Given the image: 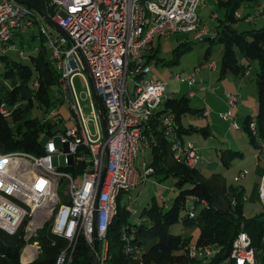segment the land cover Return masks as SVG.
<instances>
[{
  "label": "built area",
  "instance_id": "2783aa9c",
  "mask_svg": "<svg viewBox=\"0 0 264 264\" xmlns=\"http://www.w3.org/2000/svg\"><path fill=\"white\" fill-rule=\"evenodd\" d=\"M50 5L53 14L35 7H23L15 0H0V42L2 51L14 49V39L37 26L39 36L45 41L53 69L59 74L58 88L68 103L71 127L45 138L44 154L35 156L25 152L0 151V230L8 235L22 234L26 245L24 261L29 264L39 254L38 232L49 224L47 232L67 242L56 264H69L71 254L80 237L94 251V235L98 239L96 264H107V230L117 214V200L136 186L143 185L153 174V168L142 163V173L134 162L140 153L150 148L154 138L144 129L159 111L160 106L172 99L167 91L169 82L194 86L195 68L186 77L174 75L167 81L149 80L144 77L148 68L142 56L149 51L156 37L168 39L177 33L193 34L195 41H203L209 35L202 27L197 15L201 0H42ZM33 5V4H32ZM46 14L63 35L43 17ZM262 14V8L257 11ZM236 19H243L234 13ZM253 18L247 16L246 22ZM215 36V35H214ZM214 38V37H213ZM18 51L19 57H28ZM82 65L88 72L93 94L80 72ZM207 68L216 70L215 63ZM81 76L85 82L89 100L88 121L92 122L96 134L85 127L86 118L79 105L73 77ZM246 70L244 76H248ZM132 79V92L128 89V78ZM35 87L37 84L34 85ZM98 95L106 122L107 139L100 134V116L94 100ZM193 96V92L189 93ZM225 110L218 118L228 123L229 129L240 130L233 120V111L238 99L231 93L224 95ZM16 106L0 103V116L12 118ZM44 122L58 125L61 117L56 106L42 113ZM209 112L203 111L202 117ZM163 135L171 141L172 157L190 169L201 163L200 154L190 142L177 138V125L173 115L161 117ZM255 137V159L264 160V141L257 137L256 120L249 123ZM59 141V146L55 143ZM80 148L87 150V154ZM53 156L64 157V168L71 171L58 172L53 168ZM79 170L77 166L84 164ZM104 172V176L102 174ZM248 175L242 170L234 181L240 182ZM65 184L59 198L60 184ZM258 195L264 205V174ZM122 199V198H121ZM245 200V197L243 198ZM188 201L194 202L190 198ZM201 206H206L201 201ZM130 214V208L125 207ZM133 214V212H132ZM195 210L191 204L188 215L193 218ZM145 222L140 218L134 225L121 228L120 237L124 254L142 264L143 251L135 243L136 229ZM70 251V252H69ZM26 252V254H25ZM212 247L192 246L189 259H209L217 254ZM229 258L234 264H256L251 240L240 232L231 245Z\"/></svg>",
  "mask_w": 264,
  "mask_h": 264
},
{
  "label": "trees",
  "instance_id": "16d2710c",
  "mask_svg": "<svg viewBox=\"0 0 264 264\" xmlns=\"http://www.w3.org/2000/svg\"><path fill=\"white\" fill-rule=\"evenodd\" d=\"M246 1L250 0L219 1V4L227 9L226 20L224 23L220 22L214 38H211L210 41L224 43L225 46L219 77L224 76L225 73L244 76L247 67L238 63L234 54L235 46L238 47L245 59L259 61L260 72L256 81H258L261 101L264 90V22L260 29H251L241 33L232 27V22L236 19L234 17L235 10L242 2ZM33 5L40 10L47 11L42 0H37ZM47 13L51 16L48 11ZM262 14L264 16V11ZM38 37L39 45L35 47L37 51L29 54V63H11L5 57H0L7 68L2 78L11 80L9 88L0 87L2 91L5 90L4 100L0 99V103L5 101L11 107L20 104L13 111L10 122L0 116V151L3 153L25 152L41 156L44 154L46 139H40V135L45 134L46 137H49L58 131L53 132L56 124L44 122L42 113L48 112L55 106L57 99L54 93H60L59 74L52 67L44 39ZM34 40L35 38H33ZM19 42L22 44L24 37L19 38ZM188 49H191L190 43L180 44L174 53L178 56ZM156 58V53L151 55L145 53L142 56L146 66L150 59L156 60ZM35 84H37L36 87ZM1 96L2 93H0V98ZM188 98L186 96L166 100L162 104V109L155 113L144 129L146 135L154 137V142L150 145L151 160L148 164L154 170L152 176L158 183L172 180L178 193L167 212H163L155 198H153L154 201L151 202L150 207L142 210L140 218H144L145 222L136 229L135 236V243L143 251L142 264H197L200 261L188 258L187 253L190 248L188 240L181 235L169 233V228L180 220L186 226L196 225L198 227L199 233L194 246L212 247L218 251L215 256L210 258L209 262L201 264H234L229 255L232 242L240 232H245L249 236L256 264H264V206L261 213L253 218H245L242 215V199L245 196V190L227 187L223 177L219 174H212L210 177L204 178L197 168L190 169L182 163L176 162L172 157L170 139L163 135L162 130H159L161 117L171 114L177 125L178 140L182 141L183 135L189 134L191 130H186L180 120L182 115L192 111L188 104ZM33 110H38L39 114L35 115ZM263 115L258 116L260 120L256 118V129L257 137L264 141ZM251 119H253L252 116L245 117L243 131L247 133L251 145L255 148L256 140L249 130ZM80 150L87 154V150L84 148H80ZM224 151L227 155L224 154ZM224 151L221 150L219 154L226 165L229 164V160H225L223 156L231 157L239 154L229 149ZM84 166L85 163L77 166V169L81 170ZM72 168L69 167L66 170L71 171ZM190 198L195 199L192 206L194 210L199 207V211L194 214L193 218H190L189 210L185 209L187 213L181 217V212ZM121 201L122 199L119 197L117 214L107 230L106 261L107 264H139L124 254L120 230L124 226L134 224L130 222V214ZM201 201H205L206 206H201ZM37 241L40 247L39 254L29 264H56L61 251L67 247V242L64 239L50 235L47 228L38 232ZM25 245L26 242L21 233L8 235L0 230V264H21L20 255ZM92 260V251L84 238L80 237L71 254L69 264H91Z\"/></svg>",
  "mask_w": 264,
  "mask_h": 264
},
{
  "label": "rangeland",
  "instance_id": "374dc122",
  "mask_svg": "<svg viewBox=\"0 0 264 264\" xmlns=\"http://www.w3.org/2000/svg\"><path fill=\"white\" fill-rule=\"evenodd\" d=\"M23 1L33 4L37 0ZM202 1H205L204 4H207L205 15L202 18V27L208 31L209 35L200 42L193 39V34L185 33L173 34L168 39L156 37L152 43V52L150 53L149 50L145 53L146 55L156 53L157 61L155 59H150L149 63L147 64L148 72L144 74V77L149 80H159L165 82L174 75L178 74L186 77L192 73L195 68L200 69V74H196L198 83H195L194 87L191 88L195 97L188 98V104L192 111L182 115L180 119L185 129L191 130L189 134H185L183 136V140L184 142L192 143L199 151L201 163L199 164L198 169L204 178H208L212 174H219L223 177L227 187H232L238 190L241 188L245 189V200L242 199V215L245 218H253L257 214L261 213L264 206L258 195V188H260L261 179L259 181H254V179H257V177L251 174L247 175V177L240 182H235L234 178L238 175L240 170L242 171L244 169H249L251 171L252 167L255 166L256 163H259L255 159V151L252 150V145L249 141L247 133H245L242 129H229L228 123L218 118V114L221 112H218L219 110H217V101L223 98L226 93L236 95L238 102H240L237 105V109L233 111V120L240 127L242 126L243 118L247 115L260 120L258 116L260 114H264V90L262 100L260 101L258 81H256L258 78V73L260 72L259 61L257 59H245L240 53L238 47L235 46L234 54L236 59L238 63L247 67L250 77L246 78L245 76H237L228 73H225L224 76L219 77L221 70V59L225 46L224 43L210 41V39L216 34L218 30L217 27L219 26L220 22L224 23L226 20L225 17L227 14V9L221 6L219 1L226 2L227 0ZM21 5L28 8L26 5ZM259 8H262L264 11V0H250L242 2L235 10V13L243 19H235V21L232 22V27L239 33L251 29H260L263 26L264 16L263 14L257 13ZM46 9L51 15L53 14V9L50 7V5H47ZM211 15H216L219 20L211 19ZM247 16L253 18L251 23H247L244 20V18ZM38 36V29L37 26H35L27 30L24 35L19 37H24V42L22 44L18 39L14 40V49H5L2 51L3 44L0 42V57H5L8 62L11 63H29L28 57H19L17 52L22 51L27 56L28 53L35 49V47H38ZM33 38H35L34 41ZM184 43H190L191 49L182 52L178 56L175 55L174 50L180 44ZM206 52H208L207 55H205ZM208 63H215L216 70H209L207 68ZM5 66L6 65L3 63V61L0 60V87L3 86L5 88H9L11 86V80H4L2 78L3 73L7 70ZM80 67V72L77 73H80L84 77L91 94H93L88 72L82 65H80ZM202 77L203 82L200 80ZM174 84L175 86L177 85V83ZM173 86L174 85H171L169 88H172ZM73 87L79 105L82 107L86 118V123L84 122V125L88 128L89 132L94 135L96 134L95 127L92 122L88 121L89 100L87 89L81 76L76 75L73 77ZM132 88L133 82L129 77L128 89L130 92H132ZM176 88L178 89L177 93H174L173 95L170 93L171 97L173 96L174 99L186 97L188 91H190L186 84H179L176 86ZM205 88H207V90H204ZM1 89L2 88H0V93H2V96L0 99L4 100L5 90L3 89L2 91ZM54 96L57 99L55 106L58 108L61 122L54 126L53 132L58 130L55 132L58 133L59 131H62L64 127L72 126V123L69 121L71 112L64 96L57 92L54 93ZM19 105L20 104H16V108H18ZM206 105V109H208V112L211 114V118L209 119H206V117H202L201 115L197 116L200 112L194 111L196 109H201ZM33 113L38 115L39 111L33 110ZM6 121L10 122L11 118L6 119ZM99 128L100 134L103 136L100 121ZM206 128L208 132L206 131ZM55 143L60 147L58 140H56ZM228 148L232 152H237L239 154L231 157L223 156L225 160H229V164L226 165L221 160L219 153H221V150ZM143 152L144 151L140 153L138 159L134 162V165L140 174L143 171L141 167L142 163L146 164L149 161V150L147 149L145 153ZM224 154L227 155L226 151H224ZM52 165L54 169L58 170V172H67V170L64 168L63 156H53ZM64 186L65 184L62 182L58 192L60 200L63 199L62 189ZM255 188H257V191L254 190ZM177 193L178 190L174 187L172 180H166L163 183H158L155 181L154 177L151 176L143 185L136 186L128 193H123L121 197V204L130 208L129 220L131 223H136L140 219L142 210L144 208L150 207L151 202L154 201L153 198L156 199L163 212H167L171 207ZM191 204V201H187L184 210L181 212V217L187 213L186 211L189 210ZM198 211L199 207L195 210V213H198ZM48 225V223L45 224L44 228H47ZM169 233L172 235H181L183 238L189 241V246L192 247L194 246L195 240L197 239L199 229L196 225L186 226L180 220L169 228ZM25 256L23 254L20 255L21 264L22 261H24ZM199 260L200 261L197 264L209 262L210 258Z\"/></svg>",
  "mask_w": 264,
  "mask_h": 264
},
{
  "label": "crops",
  "instance_id": "0c3cea01",
  "mask_svg": "<svg viewBox=\"0 0 264 264\" xmlns=\"http://www.w3.org/2000/svg\"><path fill=\"white\" fill-rule=\"evenodd\" d=\"M204 2L205 1H200V3H199V5H198V18H199V20H200V22H201V25L203 24V22H202V18H203V16L205 15V10L207 9V4H204ZM211 17V19H213V20H219L217 17H216V15H211L210 16ZM247 23H251V22H247ZM16 39H18V38H16ZM15 40V39H14ZM19 40V39H18ZM154 41V40H153ZM153 43V42H152ZM150 52H152V44L150 45ZM199 72H201V71H199ZM191 74V73H190ZM200 74V73H199ZM188 76V75H187ZM246 78H249L250 77V73H249V75L248 76H245ZM195 79H196V83H198L197 82V77H195ZM200 80H201V82H203L202 80H203V77L202 78H200ZM205 80V79H204ZM174 83H176V82H169L168 83V85H167V91H168V93H171L172 95L174 94V93H177V91H178V89L176 88V86H178L180 83H177V85L175 86V84ZM171 85H174L172 88H169V86H171ZM201 85V84H200ZM192 87H194V86H192ZM192 87H190L189 89H190V91H188V94L186 95L187 97H189V98H194L195 96H194V92L192 91ZM204 90H207V88H205ZM212 91V90H211ZM190 92H193V96H189V93ZM236 96V95H235ZM172 99H174L173 98V96H172ZM179 99V98H178ZM210 102V101H209ZM240 102V101H239ZM238 102V103H239ZM206 107H207V105L206 106H203V108H201V109H196L198 112H200L197 116H200L201 115V113L203 112V111H207L208 112V109H206ZM160 109H162V105L160 106ZM159 109V110H160ZM237 109V108H236ZM217 110H219L218 112H223L224 110H225V104H224V97L223 98H221L219 101H217ZM247 116H250V115H247ZM247 116H245V117H247ZM245 117L243 118V120H242V125H243V123H244V120H245ZM209 118H211V114L209 113L208 114V116H206V119H209ZM101 124V123H100ZM183 126V125H182ZM184 127V126H183ZM185 128V127H184ZM63 129H65V127L63 128ZM159 130H161V127H159ZM243 130V129H242ZM206 131H207V128H206ZM208 132V131H207ZM206 132V133H207ZM246 133V132H245ZM184 136V135H183ZM153 137V136H152ZM154 138V137H153ZM249 140H250V138H249ZM182 141H184L183 140V137H182ZM149 150V161H148V163H146L147 165L150 163V160H151V150H150V148H146L145 150H143L144 152L143 153H145V151L146 150ZM229 149V148H228ZM228 149H225V150H228ZM230 150V149H229ZM252 150H254V147L252 146ZM198 151V150H197ZM222 151H224V150H222ZM254 152V151H253ZM198 153H199V151H198ZM200 154V153H199ZM238 155V154H237ZM259 164H257L256 163V165L255 166H253L252 167V170L250 171L249 169H244V170H247L248 171V175L249 174H251V175H253V176H255V177H257V179H254V181L255 180H257V181H259L261 178H262V176H263V174H264V160L263 161H261V163L260 162H258ZM149 166V165H148ZM199 166V165H198ZM198 166L196 167L197 169H198ZM199 170V169H198ZM241 171V170H240ZM239 171V172H240ZM152 176V175H151ZM150 176V177H151ZM154 177V176H153ZM154 179H155V177H154ZM155 181L157 182V180L155 179ZM245 190V189H244ZM254 190H256L257 191V188H255ZM245 197V196H244Z\"/></svg>",
  "mask_w": 264,
  "mask_h": 264
},
{
  "label": "water",
  "instance_id": "95a60500",
  "mask_svg": "<svg viewBox=\"0 0 264 264\" xmlns=\"http://www.w3.org/2000/svg\"><path fill=\"white\" fill-rule=\"evenodd\" d=\"M15 1L18 2V3H20V4L26 5V6L35 7L31 3L26 2V1H23V0H15ZM42 15L45 18V20L51 26H53L60 33H62L63 35H65L64 31L62 29L58 28L56 26V24L53 23L46 14L43 13ZM94 100H95V103H96V106H97V110H98V113H99V116H100V123H101V128H102V131H103V137H104V139H107L106 122H105V118H104L103 108H102V105H101V102H100V99H99L98 95L95 94V93H94ZM103 176H104V172L102 174V177ZM93 243H94V251H93V260H92V263L91 264H96V255H97V251H98V239H97L96 235H94V242Z\"/></svg>",
  "mask_w": 264,
  "mask_h": 264
},
{
  "label": "bare ground",
  "instance_id": "6f19581e",
  "mask_svg": "<svg viewBox=\"0 0 264 264\" xmlns=\"http://www.w3.org/2000/svg\"><path fill=\"white\" fill-rule=\"evenodd\" d=\"M26 253V252H25Z\"/></svg>",
  "mask_w": 264,
  "mask_h": 264
}]
</instances>
